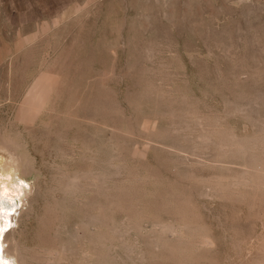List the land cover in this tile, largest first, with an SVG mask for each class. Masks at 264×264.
<instances>
[{
    "label": "rangeland",
    "instance_id": "rangeland-1",
    "mask_svg": "<svg viewBox=\"0 0 264 264\" xmlns=\"http://www.w3.org/2000/svg\"><path fill=\"white\" fill-rule=\"evenodd\" d=\"M6 147V256L264 264V0H0Z\"/></svg>",
    "mask_w": 264,
    "mask_h": 264
},
{
    "label": "bare ground",
    "instance_id": "bare-ground-1",
    "mask_svg": "<svg viewBox=\"0 0 264 264\" xmlns=\"http://www.w3.org/2000/svg\"><path fill=\"white\" fill-rule=\"evenodd\" d=\"M6 149H7V151H9L8 152V157H7L6 161H5V163H3L2 165H0V174L1 175H8L9 173H11L12 167H16L17 171L15 172L16 173L15 175L17 176V175H19V171H18L19 170V167H20L19 160H18V158H17V156H16V154H15L14 151H12L10 148H7V147H6ZM17 177H18V181H21V179L19 178V176H17ZM5 216H6L5 219L7 220L8 217H7V215H5ZM13 220L14 219L12 217V221ZM11 234H12V231L6 233L5 238H4V244L8 240H11V238H10ZM1 236L3 237V232H0V237ZM0 248H2L1 245H0ZM12 249H14L16 251L15 255H12V254H9L7 256L5 255V258L7 260L11 261V264H28V261H26V258L23 255L24 253H21L19 249H16V248L11 247V246L9 247V245H8V250L10 252H11ZM14 250H13V252H14ZM13 257H14V259H13ZM51 257H53V256H51ZM46 260H49V259H46ZM42 262H45V261H42ZM45 264H49V262H47Z\"/></svg>",
    "mask_w": 264,
    "mask_h": 264
},
{
    "label": "snow or ice",
    "instance_id": "snow-or-ice-1",
    "mask_svg": "<svg viewBox=\"0 0 264 264\" xmlns=\"http://www.w3.org/2000/svg\"><path fill=\"white\" fill-rule=\"evenodd\" d=\"M24 182L21 181V184ZM5 195V189H4V182L3 177L0 176V232H3V237H0V244H4V238L7 232H10L12 229V217L15 216L17 209L15 208V204L19 201V197H16L14 199H10L9 203L13 205V207L5 212V209L3 207V199ZM23 193H20V196H22ZM5 215H7L8 219H5ZM0 264H11V261L7 260L4 255V249L0 248Z\"/></svg>",
    "mask_w": 264,
    "mask_h": 264
}]
</instances>
